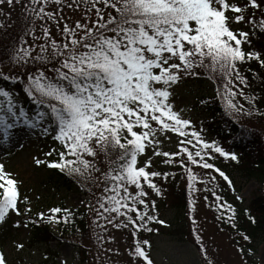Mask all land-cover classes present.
<instances>
[{"label": "snow or ice", "instance_id": "6c2138e0", "mask_svg": "<svg viewBox=\"0 0 264 264\" xmlns=\"http://www.w3.org/2000/svg\"><path fill=\"white\" fill-rule=\"evenodd\" d=\"M80 2L0 0L5 8L19 5L25 16L20 34L0 52V80L21 84L35 106L29 114L13 90L0 87V138L5 144H17L30 130L52 135L60 149L45 155L56 152L58 159H37L36 164L47 163L92 193L95 203L85 207L94 213L96 228L131 229L130 264H154L147 250L150 241L138 233H151L156 230L152 224L166 223L154 214L150 193L162 194L157 179H167L169 173L153 170L154 157L183 169L190 212L191 194L199 191L195 185L211 184L207 191L214 201L209 206L219 213L216 219L239 231L235 207L215 191L216 174L234 191L233 182L213 162L218 157L238 162V154L206 138L204 126L197 128L184 116L185 109H178L172 100L173 86L204 75L216 87L214 95L200 99V104L219 100L223 114L234 122L258 111L256 96L246 92L252 85L241 66L257 61L264 69V54L251 47V37L264 34V0H82L83 21L69 24L62 7L72 8L74 3L79 7ZM37 21H42L39 33ZM170 134L177 138L176 151L162 148ZM190 165L206 171L197 175ZM19 184L0 163V223L11 214L24 217L22 225L16 221L13 227L73 222L75 214L67 207L33 213L28 197L21 200ZM21 202L26 205L23 211ZM248 218L255 223L252 216ZM189 219L199 252L212 264L197 220L192 215ZM239 235L250 240L243 231ZM96 239L100 245L105 242L99 234ZM22 247L16 244L17 249ZM238 251L243 254L244 248ZM0 264H7L3 252Z\"/></svg>", "mask_w": 264, "mask_h": 264}, {"label": "rangeland", "instance_id": "374dc122", "mask_svg": "<svg viewBox=\"0 0 264 264\" xmlns=\"http://www.w3.org/2000/svg\"><path fill=\"white\" fill-rule=\"evenodd\" d=\"M68 2L71 3L72 0ZM20 10L19 5L7 8L0 5V18L15 17ZM62 11L69 24L74 25L76 20L83 21L84 4L82 0L79 7L75 3L72 8L64 5ZM92 19L95 17L92 16ZM244 27L246 30H251V26ZM52 33L56 35L54 25ZM57 39L60 37L57 36ZM40 42L42 41L37 43ZM28 43H32L31 37ZM215 87L207 78L187 77L173 86L172 100L178 109H185L184 116L191 119L197 128L201 125L205 128L206 116L198 100L214 95ZM247 93L252 95L250 92ZM241 102L248 107L242 98ZM255 103L258 111H253L251 115L241 116L238 123L254 129L264 140V99L256 100ZM170 135L171 140L165 141L162 148L166 151H176L178 150L176 148L177 138L174 134ZM205 135L208 139H214L207 130ZM221 145L226 150L228 149L227 145ZM53 149L59 150V143L54 141L52 136H43L39 132L21 134L20 142L17 144H5L0 138V163H3L6 171L12 173L20 181L21 200L24 196L28 197L33 213L38 211L46 213L49 208L58 205L69 209H86L84 231H78L75 237L69 236L46 244H32L29 226L27 228L13 227L16 221H20L22 225L24 217L11 214L6 222L0 223V252L5 254L7 264H130L128 248L133 243L131 229H117L106 225L107 231L103 232L96 228L92 223L94 213L85 207L88 203H95L92 193L87 188L82 189L71 178L73 182L71 188L62 186V180L54 174L58 170L49 168L47 163L36 164L37 159L42 161L58 159L56 152H53L52 156L45 155ZM162 159V157L153 158V170L178 175V189H184L185 203L177 202L178 198L173 197L176 189L171 192L169 180L174 176L157 179L162 194L157 196L155 193H150V196L156 204L157 210L154 214L166 223L164 225L152 224L156 230L151 233L143 231L138 233L140 239L150 241L151 246L147 250L154 264H207L198 250L199 246L195 243L190 215L197 220V231L202 236L208 259L212 261V264H261V258L264 257V239L262 241L253 240L249 253V249L244 248V245L250 240L245 242L239 235V231L216 219L218 212L214 207L209 206L214 201V196L207 191L212 188L211 184L207 187L200 183L195 185L199 191L191 194L194 207L190 212L188 204L190 193L186 174L179 165L163 164ZM213 162L230 177L234 185L233 191L228 187L227 182L216 174V193L233 204L236 209V221L244 220V224L247 225L244 214L253 198L264 197V182L260 183L247 178L242 169L235 167L231 160L218 157ZM190 167L197 175H203L206 171L198 166L190 165ZM92 191L97 194L99 192L94 187ZM236 196H242L243 199L238 201L235 199ZM82 201L84 203H81ZM25 206L23 202L20 203L21 211ZM50 228L56 232L54 225H50ZM96 234L104 237L103 245L97 242ZM109 237L112 238L111 241ZM16 244H22L23 247L17 249ZM239 247L244 248L243 254L238 251ZM107 249H112V251H107ZM136 264H142V261H137Z\"/></svg>", "mask_w": 264, "mask_h": 264}, {"label": "trees", "instance_id": "16d2710c", "mask_svg": "<svg viewBox=\"0 0 264 264\" xmlns=\"http://www.w3.org/2000/svg\"><path fill=\"white\" fill-rule=\"evenodd\" d=\"M25 16L20 10L15 17L0 18V52L3 51L4 46L10 44L13 38L20 34V28L23 26ZM42 21H37V33L39 32V24ZM30 37H26L28 40ZM252 50L261 51L264 54V34H257L251 37ZM247 48L248 45H245ZM0 59H3L0 56ZM7 71V67L3 68ZM241 71L244 75L248 76L252 85L250 89H246L252 95L256 96V100L264 99V69H261L257 61H249L245 65L241 66ZM261 71V72H260ZM262 74V75H261ZM194 78H206L204 75ZM0 87L9 88L14 91L15 95L20 98V102L23 104L25 111L32 114L35 106L32 105L24 93L22 92L21 84L17 83L13 85L10 82L0 80ZM210 96L200 98L209 99ZM200 99L198 101H200ZM200 103V102H199ZM205 113V128L208 134L221 144L227 145L228 149L238 154V162L232 161L235 167L242 169L245 176L249 179L257 180L260 183L264 182V140L254 130L238 122H234L228 116L223 114V108L219 100L211 102L207 105H202ZM247 128L248 131L244 132L243 129ZM33 132V131H28ZM35 132H39L36 130ZM52 136V135H49ZM59 180H62V186L71 188L72 180L66 175L58 172ZM169 176H174L169 183L171 184V192L175 190L173 197H177L178 201L184 202V189H178L179 183L177 180L178 175L171 173ZM179 191V194H178ZM176 202V204H177ZM182 204V205H183ZM55 207L64 208L62 205ZM179 207V206H178ZM75 215L73 222L70 225H55L56 232L51 228V224H30L31 229V243L46 244L51 241H58L61 238H67L76 236L78 231H84L86 209L72 208L70 209ZM47 213V212H46ZM219 214V213H217ZM252 216L255 220L253 223L249 220L248 216ZM244 219L247 221V225L244 224V220L237 221L239 231L245 232L250 237V242L244 245V248L251 249V243L254 240L262 241L264 239V197H256L250 201L247 213L244 214ZM244 224V225H243Z\"/></svg>", "mask_w": 264, "mask_h": 264}]
</instances>
